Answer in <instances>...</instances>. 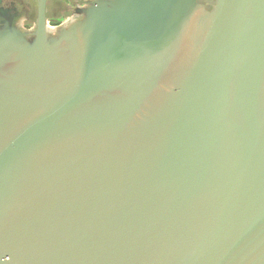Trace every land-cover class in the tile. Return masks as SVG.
I'll return each mask as SVG.
<instances>
[{
	"label": "water",
	"instance_id": "water-1",
	"mask_svg": "<svg viewBox=\"0 0 264 264\" xmlns=\"http://www.w3.org/2000/svg\"><path fill=\"white\" fill-rule=\"evenodd\" d=\"M0 264H264V0L0 15Z\"/></svg>",
	"mask_w": 264,
	"mask_h": 264
},
{
	"label": "flooded vegetation",
	"instance_id": "flooded-vegetation-1",
	"mask_svg": "<svg viewBox=\"0 0 264 264\" xmlns=\"http://www.w3.org/2000/svg\"><path fill=\"white\" fill-rule=\"evenodd\" d=\"M95 0H0V15H12L22 29L33 31L43 9L45 23L51 30L80 19ZM209 8V6H208Z\"/></svg>",
	"mask_w": 264,
	"mask_h": 264
}]
</instances>
